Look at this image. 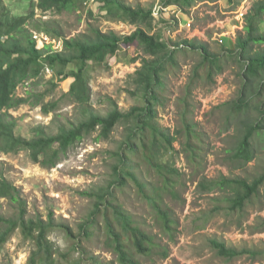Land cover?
<instances>
[{"label": "rangeland", "instance_id": "obj_1", "mask_svg": "<svg viewBox=\"0 0 264 264\" xmlns=\"http://www.w3.org/2000/svg\"><path fill=\"white\" fill-rule=\"evenodd\" d=\"M124 1L152 12L163 4L162 0ZM256 1L259 0H233L232 4L229 0L206 1L197 2L189 8L172 4L170 9L163 12V17L174 20L173 25L172 21L156 24L153 20L150 28L145 24L132 25L127 21L110 19L101 10V4L91 0H78L76 9L63 13L55 10L43 12L33 0H3L8 17L30 15L34 10L32 22L40 20L38 26L41 22L50 21L68 39L90 35L92 28H98L103 33L113 31L121 36L131 35L138 28H143L151 34H162L172 48H177L176 45L185 39L197 38L207 42L215 53L223 52V48H235L237 37L244 32L245 15ZM188 23H191V27H188ZM27 27L30 32L33 31V25ZM33 34L39 48L50 45L52 53L63 50L61 39L35 31ZM140 57L147 56L140 46L133 45L122 48L116 56L109 57L105 64L91 65L89 80L92 95L89 108L95 114L107 115L114 103L123 112L144 104L143 98L135 95L134 76L142 66ZM135 58L136 62L133 61ZM201 61L198 53L179 51L176 62L168 64L165 87L160 91L162 105L158 107V123L162 128L170 129L171 135L178 138L174 142V149L168 151L162 164L168 169H177L178 175L167 173L166 168L161 173L158 170L149 171L144 166L141 171L146 180L156 184H161L166 175L175 180V191L165 195L166 205L178 223L174 239L163 233L155 212L142 199L131 180L123 187L112 184L115 181L112 152L123 139V126H118L107 141L98 139V130L72 144L52 168L33 162L26 151L10 154L0 151V174L20 191L28 218L48 220L53 217L56 225L70 227L77 237L82 226L89 224L87 227L91 235L88 238L78 237L82 250L87 251L90 259L82 263L97 261L96 264H116V255L107 242L104 213L95 216L96 194L107 191L111 186L113 196L108 198L122 206L136 225L156 236L162 245L151 256H138L141 263L264 264V257L253 260L248 255L227 260L210 245L211 239H218L240 251H264V187L240 212L229 211L227 204L218 202V199L222 201V192L218 187L211 192L200 188L206 180L226 177L252 182L259 177L264 173V140L257 137L254 141L255 157L252 162L244 165L234 162L229 151L238 145L241 128L234 117L227 114V108L222 106L238 97L242 85L241 67L235 61H229L225 71L215 77L214 85L202 71L203 79L198 85L192 86L193 92L189 97L186 86ZM73 70L75 67L71 65L66 69L55 70L47 66L40 78H31L18 87V96L29 98L30 92L34 90V93L45 96L44 106L55 101L58 107L56 111L46 114L43 105H34L32 102L36 98L31 97L30 102L11 109L9 114L17 122V136L33 138L37 127L55 134L61 127L69 128L79 122V107L69 96L73 78H63V75ZM186 95L189 99V118L201 134L202 141L199 144L195 141L200 149L198 162L189 156L190 151L186 148L187 135L182 120ZM257 115L254 109L252 119ZM18 212L17 204L9 199H0L1 216L13 219L18 216ZM50 238L61 251H71L73 260L70 264L80 260L79 252L70 247L72 241L62 231H54ZM163 248L168 249L167 258L164 257ZM33 250L34 245L17 231L0 251V264H27Z\"/></svg>", "mask_w": 264, "mask_h": 264}, {"label": "trees", "instance_id": "obj_2", "mask_svg": "<svg viewBox=\"0 0 264 264\" xmlns=\"http://www.w3.org/2000/svg\"><path fill=\"white\" fill-rule=\"evenodd\" d=\"M43 12L55 10L58 13L76 9L78 0H33ZM101 4L104 14L113 20L127 21L132 25L145 24L152 28V10L133 7L124 0H95ZM217 2L219 0H162L168 6L176 4L186 8L197 2ZM233 3V0H229ZM35 11L30 15L8 17V10L0 0V151L5 154L26 151L33 162L46 168L56 166L61 155L70 146L93 132L100 131L98 139L109 140L118 126L124 127V136L116 150L112 152L114 158L113 170L115 181L112 184L125 186L131 180L142 199L155 212L165 235L175 238L177 220L165 202V195L175 191L174 178L163 176L162 185L148 181L141 175L144 166L149 171L158 170L162 173L166 168L162 161L168 151L174 149L177 136H172L170 129L162 128L158 123V107L162 105L160 91L165 87V75L168 64L176 62L179 51L198 53L202 61L192 72L186 86L188 96L192 95V86L198 85L203 79L202 71L207 80L214 85L215 77L225 71L229 61H235L241 67L240 77L242 85L236 100L224 104L227 114L234 117L241 128L238 145L230 150L232 159L239 165L248 164L254 160V141L257 137L264 140V0L254 2L245 15L244 32L236 40L235 48H223V52L215 53L207 42L200 39H185L172 48L163 39L162 34H151L143 28H138L131 35L121 36L117 33L101 32L92 28L91 34L66 38L61 30L53 27L52 22L35 23L31 21ZM33 25V31L40 32L63 41V50L52 53L50 45L39 48L38 41L33 37L27 26ZM140 46L145 56L140 57L142 66L135 73V95L143 98L142 106L133 107L123 112L114 103L107 115L95 114L90 108L91 88L89 73L91 65L105 64L109 57H114L124 47ZM180 45L183 47L180 48ZM137 61V59H133ZM74 66L75 70L63 75L64 79L73 78L69 96L78 105L80 120L71 127H61L58 133L50 134L43 127L35 129L33 138L17 136L16 120L9 111L36 98L34 105L42 104L43 111L49 114L56 111L57 102H50L44 106V95L30 92L29 98L17 95L18 87L31 78H40L48 66L53 70L66 69ZM65 70H62L64 72ZM60 72V73H62ZM66 77V78H65ZM63 79V80H64ZM186 95L183 103L186 105L182 113L184 131L187 136L186 148L194 161H199L198 144L202 141L193 121L189 118V99ZM258 115L252 119V112ZM229 117V119H230ZM198 141V144L195 142ZM197 161V162H198ZM165 171L178 175L175 168ZM111 184V185H112ZM218 187L222 192L221 199L228 205V210L243 211L251 200L258 196L264 187V173L252 182L243 178H226L202 182L200 188L211 192ZM88 194V193H86ZM95 216L104 213L107 242L116 255V264H143L138 256H151L157 248L162 247L156 236L146 232L136 225L133 218L122 206H118L108 197L113 196L112 187L96 194ZM220 197V196H218ZM0 199H9L18 206L16 218H5L0 215V251L6 243L20 231L23 238L34 245L27 264H70L73 260L71 251H61L51 240L54 231H62L69 241L70 247L77 250L80 260L72 264H84L90 261L86 250H82V243L78 237H89L91 233L85 223L80 235L65 225H56L53 217L28 218L25 203L21 200L20 191L0 174ZM111 209V210H110ZM207 217H204L206 221ZM210 245L216 253L227 260H235L243 256L253 260L264 257L261 250H238L229 247L225 242L211 239ZM164 257H168V249L163 248ZM81 252V253H80ZM92 261L91 264H96Z\"/></svg>", "mask_w": 264, "mask_h": 264}, {"label": "built area", "instance_id": "obj_3", "mask_svg": "<svg viewBox=\"0 0 264 264\" xmlns=\"http://www.w3.org/2000/svg\"><path fill=\"white\" fill-rule=\"evenodd\" d=\"M169 6L170 8L172 7V5H158L152 12L153 18L160 23H167V21H172L171 25H173L174 20H168L167 18L163 17V12H166L168 9H170ZM188 27H191V23H188Z\"/></svg>", "mask_w": 264, "mask_h": 264}, {"label": "clouds", "instance_id": "obj_4", "mask_svg": "<svg viewBox=\"0 0 264 264\" xmlns=\"http://www.w3.org/2000/svg\"><path fill=\"white\" fill-rule=\"evenodd\" d=\"M91 1H92L93 3L96 2L95 0H91ZM41 35H45V34H42V33H41ZM34 36H35V35H34ZM34 36H33V37H34ZM35 37H36V36H35ZM61 42L63 43L62 40H61Z\"/></svg>", "mask_w": 264, "mask_h": 264}, {"label": "crops", "instance_id": "obj_5", "mask_svg": "<svg viewBox=\"0 0 264 264\" xmlns=\"http://www.w3.org/2000/svg\"><path fill=\"white\" fill-rule=\"evenodd\" d=\"M173 6V5H172ZM153 16V15H152ZM154 22L157 24V23H160V22H158V21H156L155 19H154ZM161 24V23H160ZM183 25V24H182ZM163 37V36H162ZM164 39V38H163ZM165 40V39H164Z\"/></svg>", "mask_w": 264, "mask_h": 264}]
</instances>
